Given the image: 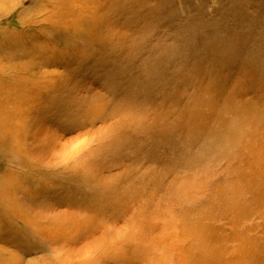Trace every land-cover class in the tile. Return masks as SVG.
I'll return each mask as SVG.
<instances>
[{
	"label": "rangeland",
	"instance_id": "rangeland-1",
	"mask_svg": "<svg viewBox=\"0 0 264 264\" xmlns=\"http://www.w3.org/2000/svg\"><path fill=\"white\" fill-rule=\"evenodd\" d=\"M0 264H264V0H0Z\"/></svg>",
	"mask_w": 264,
	"mask_h": 264
}]
</instances>
